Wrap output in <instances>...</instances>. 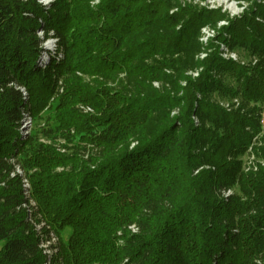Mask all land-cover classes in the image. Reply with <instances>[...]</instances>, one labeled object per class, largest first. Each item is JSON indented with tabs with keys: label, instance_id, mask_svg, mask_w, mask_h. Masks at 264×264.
<instances>
[{
	"label": "trees",
	"instance_id": "obj_1",
	"mask_svg": "<svg viewBox=\"0 0 264 264\" xmlns=\"http://www.w3.org/2000/svg\"><path fill=\"white\" fill-rule=\"evenodd\" d=\"M93 1L0 0V264H264V0Z\"/></svg>",
	"mask_w": 264,
	"mask_h": 264
},
{
	"label": "rangeland",
	"instance_id": "obj_2",
	"mask_svg": "<svg viewBox=\"0 0 264 264\" xmlns=\"http://www.w3.org/2000/svg\"><path fill=\"white\" fill-rule=\"evenodd\" d=\"M52 1L53 0H39V3L47 5L50 2H52ZM176 1L181 6L188 5V4H190V5L194 4V5L198 6V7L219 9L221 11V13L225 14L227 16V18H230V19L235 17V16H240L244 12V10L250 5L249 4V0H176ZM95 2H96V0H94L92 2V4L95 3ZM175 11H176V9L171 10L170 14L174 13ZM225 25H227V22L223 20V21L218 22L215 27L217 29H219V28H221L222 26H225ZM204 29L209 30V31H205L204 32L205 35L203 34V30ZM212 29L213 28L207 26V27H204V28H202L200 30V35H199V38H198L199 40L198 41H199V43L201 45V49L202 50H200V52L195 56V59L197 61H201L202 59L205 58V56H206V54H205L206 46H208V43L211 40H214V38L216 36V32L214 30H212ZM210 30H212V31H210ZM206 34H208V35H206ZM37 35L41 36V32H37ZM48 41H47L48 43H51L50 40H48ZM47 42L45 44H43L44 48L48 47L47 46ZM220 48L222 49V51H220L219 53H220L221 58H223V59L233 60L232 57H234L235 60H233V61H241L243 63L249 62V60L248 61L244 60L245 57L240 56V55L236 54L235 52L227 51L224 48L223 45H221ZM239 57H242V58L240 59ZM251 64L254 65L255 61L252 60ZM200 71H201V69H198V70H195V71H191V72H188L187 75H190L192 78H196ZM88 80H89V78H86V81H88ZM225 103H230V102L225 101L223 104L225 105ZM258 105H259V112H260V114L262 115V118H263V120L261 122V130H260V132L257 135V140L260 141L262 138H264V100L262 101V103H259ZM86 111H88V110H86ZM89 111H90V109H89ZM22 125H23L22 126L23 128H27V129H31V127H32V123H31V121H29V119L28 120L26 119L25 122H22ZM253 154H254L253 156H254L255 160H257L260 163V165H264V160L260 156L256 155L254 150H253ZM60 170L61 169H58V171H60ZM69 235H70V229L69 228H64L63 230H61L59 232V237H60L61 241L63 243H65V244L68 241Z\"/></svg>",
	"mask_w": 264,
	"mask_h": 264
},
{
	"label": "built area",
	"instance_id": "obj_3",
	"mask_svg": "<svg viewBox=\"0 0 264 264\" xmlns=\"http://www.w3.org/2000/svg\"><path fill=\"white\" fill-rule=\"evenodd\" d=\"M97 3V0H96V2L95 3H93V4H96ZM208 9H211V8H208ZM205 31H209V30H207V29H204L203 30V34H204V32ZM210 31H212V30H210ZM205 35V34H204ZM206 35H208V34H206ZM49 42V41H48ZM47 42V43H48ZM50 42H51V46L50 47H47V49H52V46L54 45V41H52V40H50ZM232 59L233 60H235V58L234 57H232ZM21 92H22V94L25 96V92L21 89ZM222 105L224 106V108H226V109H231L232 108V106H234V107H236L237 105H238V101L237 100H233L232 102H230V103H225V105L222 103ZM88 110V109H87ZM25 122V121H24ZM254 154H253V152L251 151V148L249 149V154L245 157V170L247 171V170H250V169H256V163H259L257 160H255V158H254V156H253ZM254 161V162H253ZM17 173H19V174H21V172H20V170L19 169H17ZM22 186H23V188L24 189H29V183L27 182V180H23L22 181ZM27 193V192H26ZM28 194V193H27ZM29 205L30 206H34V202L32 201V200H30V202H29ZM23 208H25V209H27V210H30V207L29 206H27V205H23ZM42 248L43 249H47V245H44V246H42ZM46 253H49V251H46Z\"/></svg>",
	"mask_w": 264,
	"mask_h": 264
},
{
	"label": "bare ground",
	"instance_id": "obj_4",
	"mask_svg": "<svg viewBox=\"0 0 264 264\" xmlns=\"http://www.w3.org/2000/svg\"><path fill=\"white\" fill-rule=\"evenodd\" d=\"M47 46L50 47L51 46V43H47Z\"/></svg>",
	"mask_w": 264,
	"mask_h": 264
}]
</instances>
